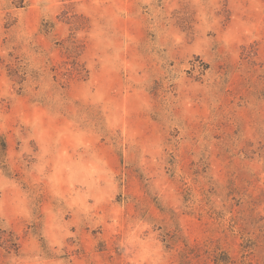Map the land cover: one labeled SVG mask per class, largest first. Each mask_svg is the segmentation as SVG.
I'll use <instances>...</instances> for the list:
<instances>
[{
    "label": "rangeland",
    "instance_id": "rangeland-1",
    "mask_svg": "<svg viewBox=\"0 0 264 264\" xmlns=\"http://www.w3.org/2000/svg\"><path fill=\"white\" fill-rule=\"evenodd\" d=\"M0 264H264V0H0Z\"/></svg>",
    "mask_w": 264,
    "mask_h": 264
}]
</instances>
